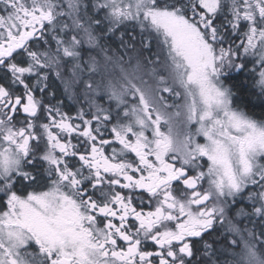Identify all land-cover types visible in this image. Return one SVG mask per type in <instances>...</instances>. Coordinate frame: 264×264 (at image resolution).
I'll return each mask as SVG.
<instances>
[{"label":"snow or ice","instance_id":"6c2138e0","mask_svg":"<svg viewBox=\"0 0 264 264\" xmlns=\"http://www.w3.org/2000/svg\"><path fill=\"white\" fill-rule=\"evenodd\" d=\"M0 264H264V0H0Z\"/></svg>","mask_w":264,"mask_h":264}]
</instances>
